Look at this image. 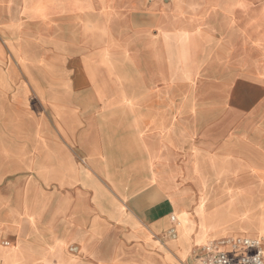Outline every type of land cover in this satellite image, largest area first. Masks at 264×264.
I'll list each match as a JSON object with an SVG mask.
<instances>
[{
  "label": "crops",
  "instance_id": "crops-1",
  "mask_svg": "<svg viewBox=\"0 0 264 264\" xmlns=\"http://www.w3.org/2000/svg\"><path fill=\"white\" fill-rule=\"evenodd\" d=\"M261 7L0 0V264H198L206 244L258 237L201 212L264 202V74L235 53L162 81L159 58L167 80L173 33L209 25L230 47L258 42L264 63V29L247 25Z\"/></svg>",
  "mask_w": 264,
  "mask_h": 264
},
{
  "label": "rangeland",
  "instance_id": "rangeland-1",
  "mask_svg": "<svg viewBox=\"0 0 264 264\" xmlns=\"http://www.w3.org/2000/svg\"><path fill=\"white\" fill-rule=\"evenodd\" d=\"M209 1L212 0H187L194 8H198L202 3ZM251 18L250 22L247 23L248 27L252 26L254 30L264 29V7L254 10ZM214 29L221 33H228L231 29L229 18L222 19L219 28L216 27ZM160 33L163 37L165 49L166 34L165 31H161ZM261 39L262 37L259 38V41ZM258 45V42L251 43L246 40L245 36L239 37V41L235 47L234 45L230 47L228 42L220 43V40L214 36L213 27H209V25L206 28L198 25H192L188 29L178 28L173 33L172 49H170V44H167L168 54L172 56L169 60V64L171 65L169 72L171 71L172 76H168L167 80L164 76L165 65L159 58V68L162 69L161 72L163 73L162 81H170L171 79L173 82L181 83L195 81L203 68L212 74L216 67H218V63L222 66L229 64L230 58L234 57L235 53L238 58V64L248 66L250 72L262 75L264 74V63H261L258 58L262 54L261 50L260 52L257 51L258 48L256 46ZM161 48L158 44V56H160ZM224 57L227 58L224 59ZM196 173H199L200 177L203 178L198 187V190L203 192L206 187L202 185L207 175L202 171H196ZM201 216L206 222L215 221V224L220 222L222 226L236 222L244 228L250 222L259 232L258 238L264 242V202H241L238 197H235L232 201L222 204L219 210H215L207 215L201 212ZM179 218L178 224L179 227H182L183 220L180 216Z\"/></svg>",
  "mask_w": 264,
  "mask_h": 264
},
{
  "label": "built area",
  "instance_id": "built-area-1",
  "mask_svg": "<svg viewBox=\"0 0 264 264\" xmlns=\"http://www.w3.org/2000/svg\"><path fill=\"white\" fill-rule=\"evenodd\" d=\"M198 264H264V242L258 237L211 242L200 250Z\"/></svg>",
  "mask_w": 264,
  "mask_h": 264
}]
</instances>
